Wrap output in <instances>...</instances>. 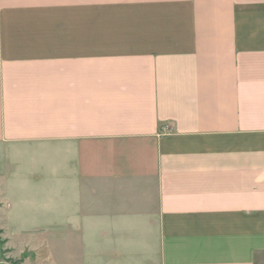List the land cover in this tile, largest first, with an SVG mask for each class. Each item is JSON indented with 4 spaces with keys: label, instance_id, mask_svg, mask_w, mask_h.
Masks as SVG:
<instances>
[{
    "label": "crops",
    "instance_id": "1",
    "mask_svg": "<svg viewBox=\"0 0 264 264\" xmlns=\"http://www.w3.org/2000/svg\"><path fill=\"white\" fill-rule=\"evenodd\" d=\"M0 199L26 264H264V0H0Z\"/></svg>",
    "mask_w": 264,
    "mask_h": 264
},
{
    "label": "rangeland",
    "instance_id": "2",
    "mask_svg": "<svg viewBox=\"0 0 264 264\" xmlns=\"http://www.w3.org/2000/svg\"><path fill=\"white\" fill-rule=\"evenodd\" d=\"M3 203L0 199V208ZM21 220V216L7 213L5 206L0 209V264H26V260L32 255L34 256L32 259L37 256V251H21L26 245L25 238L29 235L21 229L20 225H17L18 221ZM6 232L11 238L10 241L5 234Z\"/></svg>",
    "mask_w": 264,
    "mask_h": 264
}]
</instances>
